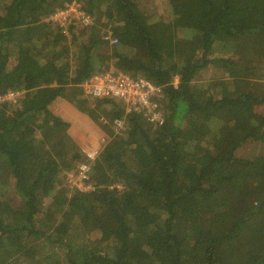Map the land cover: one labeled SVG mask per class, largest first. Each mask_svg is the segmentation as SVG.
Listing matches in <instances>:
<instances>
[{
    "label": "trees",
    "instance_id": "1",
    "mask_svg": "<svg viewBox=\"0 0 264 264\" xmlns=\"http://www.w3.org/2000/svg\"><path fill=\"white\" fill-rule=\"evenodd\" d=\"M112 68L162 87L161 125L85 92ZM56 102L103 129L90 190ZM0 156V264H264V0H0Z\"/></svg>",
    "mask_w": 264,
    "mask_h": 264
},
{
    "label": "built area",
    "instance_id": "2",
    "mask_svg": "<svg viewBox=\"0 0 264 264\" xmlns=\"http://www.w3.org/2000/svg\"><path fill=\"white\" fill-rule=\"evenodd\" d=\"M51 19L56 22L64 32H67L72 24H80L84 27L91 24V17L81 8L80 4L66 3L64 8L56 10ZM114 43L117 40H113ZM85 92L95 98H109L124 103L127 110L143 112L147 120L154 125H161L165 120L162 101V87L154 84L147 78H135L124 72H116L115 68L110 71L99 73L89 77L82 84ZM15 92L4 94L3 98L13 99ZM114 129L122 134L126 130L124 122L115 120ZM98 149H91L87 156L92 162L98 156ZM89 161L81 164L77 170L76 182L72 188L82 190L92 189L88 183L91 163Z\"/></svg>",
    "mask_w": 264,
    "mask_h": 264
},
{
    "label": "rangeland",
    "instance_id": "3",
    "mask_svg": "<svg viewBox=\"0 0 264 264\" xmlns=\"http://www.w3.org/2000/svg\"><path fill=\"white\" fill-rule=\"evenodd\" d=\"M84 27V26H79V28L78 29H82V28ZM206 75H204L203 76V78L205 77ZM63 104V103H62ZM64 106H62L61 104H57V103H55L54 105H53V109L55 110V112L57 113V114H59V115H63V116H65V117H67V118H69V119H71V120H73V129H72V131H73V133H74V135L76 136V138L78 139V140H83V141H81V146H79L82 150H83V152H84V154H86L87 155V152H89L91 149H98V142H100V140H101V144L103 143V141H104V139H102L105 135H102V137L100 138L99 137V135L95 132V130L94 131H92V130H90V129H88V127H87V124H88V122L85 120L86 118H88L87 117V115H86V113H84V112H81V111H79V110H77V109H75V108H69V107H72V106H69V105H67L66 103H64L63 104ZM69 106V107H68ZM68 109H71V110H74L77 114H78V116L76 117V118H73L71 115H70V113H69V111H68ZM126 111L127 112H129L130 110H127L126 109ZM90 117V116H89ZM90 119H92L91 117H90ZM93 126L95 127L96 126V128L97 129H100L101 127L100 126H98V125H96V124H93ZM100 127V128H99ZM102 129V128H101ZM100 129V130H101ZM103 130V129H102ZM69 132H70V134L72 135V132L69 130ZM100 132V131H99ZM73 136V135H72ZM91 136H93V138H94V142L95 143H91V144H83V142L87 139V138H89V137H91ZM74 138V137H73ZM76 139V140H77ZM77 140V141H78ZM79 142V141H78ZM77 142V143H78ZM79 144V143H78ZM97 146V147H96ZM103 146V145H102ZM84 162H86V161H84ZM84 162H82L81 164H83ZM80 164V165H81ZM79 165V166H80ZM79 168V167H78ZM234 169H236V170H243V168L242 167H240L239 168V166H236ZM7 171H8V164L6 163V161L0 156V178H2V176L3 175H5L6 173H7ZM78 175V173H74V172H70L69 174H68V176H69V183H70V187H72L73 185H74V183L76 182V176ZM233 258H234V261L236 262V264H246V262H245V260H244V258H242L241 256H239L238 254H236V252H234L233 253Z\"/></svg>",
    "mask_w": 264,
    "mask_h": 264
},
{
    "label": "crops",
    "instance_id": "4",
    "mask_svg": "<svg viewBox=\"0 0 264 264\" xmlns=\"http://www.w3.org/2000/svg\"><path fill=\"white\" fill-rule=\"evenodd\" d=\"M57 104H61L62 106H64L63 104H64V102H56ZM63 103V104H62ZM55 104V103H54ZM53 104V105H54ZM53 105H52V107H53ZM69 107V106H68ZM69 108H73V107H69ZM68 111H69V113H70V115L73 117V118H76L77 116H78V114L74 111V110H71V109H68ZM61 116H63V115H61ZM64 118H66L67 120H69L70 122H71V126H70V128H69V130L72 132V135H73V137H74V139L76 140L77 138H76V136L74 135V133H73V131H72V127H73V120H71V119H69V118H67V117H65V116H63ZM88 118H86L85 120L88 122V124H87V127H88V129H90V130H92V131H94L95 130V132L99 135V137L101 138L102 137V135H104V133L100 130V129H97L96 128V126L94 127L93 126V123H91L90 121H92L91 119H90V117L89 116H87ZM100 131V132H99ZM102 139H106L105 138V136L102 138ZM78 140V139H77ZM76 140V141H77ZM94 138H93V136H91V137H89V138H87L84 142H83V144H91V143H95L94 141ZM79 141V142H78ZM77 142L79 143V144H81V141H83V140H78ZM97 147V146H96ZM98 149L100 150L101 149V140H100V142H98Z\"/></svg>",
    "mask_w": 264,
    "mask_h": 264
},
{
    "label": "clouds",
    "instance_id": "5",
    "mask_svg": "<svg viewBox=\"0 0 264 264\" xmlns=\"http://www.w3.org/2000/svg\"><path fill=\"white\" fill-rule=\"evenodd\" d=\"M105 143V139H104V141H103V143L101 144V148H102V145ZM101 150V149H100ZM100 150L98 149V151L100 152ZM87 158H88V156H87ZM87 161H89L90 162V160H89V158H88V160ZM86 161V162H87Z\"/></svg>",
    "mask_w": 264,
    "mask_h": 264
}]
</instances>
